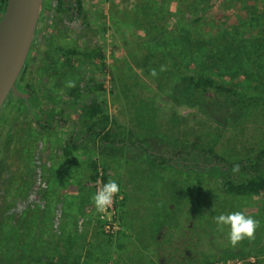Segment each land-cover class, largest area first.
<instances>
[{"label":"rangeland","instance_id":"obj_1","mask_svg":"<svg viewBox=\"0 0 264 264\" xmlns=\"http://www.w3.org/2000/svg\"><path fill=\"white\" fill-rule=\"evenodd\" d=\"M199 1L82 0L89 24L84 39L86 50L98 47L104 57L97 63L86 61L80 72L71 76V85L84 84V96L79 98L84 106L90 98L88 87L101 85L102 90L92 98L109 116L111 122L106 129L113 138L135 146L131 150L103 151L116 154L108 159V170L101 166L106 169L102 168V175L112 176L120 192L112 209L104 213L95 210L92 233L90 228L85 236L75 235L76 214H72L75 222L69 234L60 226L52 237H46L45 229L39 234L43 225L37 224L38 244L32 250L41 261L36 264H47V260L54 264H264V196L230 198L205 191L198 195L197 174L189 166L191 162L179 153L181 145L202 149L213 146L215 153L229 161L242 160L264 148V113L253 112L244 124L222 127L197 109L180 104L176 93L178 78L188 69H210L224 59L229 62V73L243 66L241 58L229 60V55L233 48L241 55L254 52L252 45L264 41V0H215L205 4L204 9ZM257 53L259 58L252 54L254 62L247 63L253 70L260 67L258 78L247 70L248 80L264 85V55ZM161 66L167 70L161 71ZM152 69L157 76L151 75ZM38 74L43 78L46 70L38 69ZM242 79L237 75L232 81ZM47 86L43 87L46 97ZM50 99L59 106L74 104L66 95L56 94ZM64 136L55 132L50 164L60 160ZM142 140L149 151L172 159L167 164L148 159L138 149ZM99 148L85 153L89 155ZM173 149L176 151L172 155ZM198 159L208 164V160ZM22 163L25 165L24 159ZM208 182L205 188H209ZM85 187L92 188L94 195L100 188L92 182ZM121 202L123 209L119 208ZM33 204L37 205L39 221L40 200ZM50 210L48 201L46 216ZM236 211L258 220L260 227L254 240L245 239L233 247L228 239L229 227H219L214 217ZM108 221L113 224V234L105 232ZM16 237L23 239L22 229ZM53 237L54 252L43 250L45 244L39 243ZM4 243L8 261L13 255L10 244L15 243L9 226ZM67 245L72 250L62 251ZM238 253L248 258L240 259ZM228 255L236 257L223 260ZM216 259L219 263L214 262Z\"/></svg>","mask_w":264,"mask_h":264},{"label":"flooded vegetation","instance_id":"obj_2","mask_svg":"<svg viewBox=\"0 0 264 264\" xmlns=\"http://www.w3.org/2000/svg\"><path fill=\"white\" fill-rule=\"evenodd\" d=\"M82 9L83 15L78 16L72 3L64 4L59 11L56 0H43L24 66L0 108V264L7 262V226L15 241L10 244L13 255L7 264H36L32 250L37 239L35 228L45 222L47 213L49 157L55 132L66 135L60 142L61 161L68 158L67 151L79 155L101 145L99 116L87 118L83 101L79 102L84 84L70 86L71 76L84 67L86 54L98 48L86 50L84 39L89 24L83 4ZM95 61L93 58L91 62ZM38 69L46 70L45 77L40 78ZM46 85L47 97L43 90ZM96 86L102 87H88V102L101 91H90ZM73 91L78 93L71 94ZM56 94L66 95L74 104L59 106L50 99ZM39 200L41 213L37 221V205L33 203ZM21 229L22 240L16 237Z\"/></svg>","mask_w":264,"mask_h":264},{"label":"trees","instance_id":"obj_3","mask_svg":"<svg viewBox=\"0 0 264 264\" xmlns=\"http://www.w3.org/2000/svg\"><path fill=\"white\" fill-rule=\"evenodd\" d=\"M214 1L215 0H200V8L204 9L205 4L210 2L213 4ZM6 3L7 0H0V18L5 11ZM66 3H72L78 16L83 15L82 0H56L58 10L61 11V8ZM85 21H87L86 17ZM260 43L262 44L255 43L252 45L254 52H245L242 55L239 54L235 48L231 50L229 60L231 58L237 60L241 58L240 62L243 65L241 68H237L233 73L232 71L229 73L227 70L229 62L225 59L221 63H216V67L211 65L210 69H188L182 73L176 83V93L179 103L189 108L197 109L203 115L208 116L211 121L222 127H234L244 124L253 112L263 114L264 85H257L248 80V71H252L254 77L258 78L257 73L258 68L260 67H256V70H253L252 66H249L247 63L250 61L254 62L251 59V57L254 58L252 54L257 56L255 58H259L257 52L264 55V41H261ZM93 58L96 59L95 63L102 60V50L96 48L86 54L87 61L91 62ZM236 64H238V62ZM262 66H264V64ZM243 67H246V70H242ZM237 75L241 76L243 79L240 81H232ZM99 89L102 90V87L96 86L95 88L90 89V91L96 92ZM77 93L78 91L71 92V94ZM77 98H79V95ZM85 114L89 119L99 116L101 126L100 141L103 149H110L117 144H119V150H124L125 147L135 146V144L114 139L112 137L110 130L106 129L107 124L111 122L109 116L95 99H90L85 105ZM148 147L149 146L145 140H142L138 146V149L143 151L148 159L159 164H167L168 160L172 159L169 157L167 160L165 156L158 155L154 151H149ZM174 151H176V149L172 150V155L175 154ZM179 153L181 156L186 157L184 159L191 162L189 166L193 167V170L197 174L196 191L198 195H201L205 191L218 196L230 198L264 196V148L237 161H229L224 155L215 153L213 146L202 149L197 146L187 147L181 145ZM195 155L197 158H194ZM199 157L208 160V164L204 165L200 159H198ZM236 164H239L240 166L239 172H234L232 170L233 166ZM91 168L93 172V182L99 180L103 185L109 181L106 176L100 175L98 164L96 162L92 163ZM102 168L106 171L104 167ZM206 178L210 179V183L208 180L206 181ZM206 182H208L209 188L204 187ZM123 207L124 202H121L119 208L123 209ZM260 255H262V253H260ZM236 256L240 257V259L248 258L242 253H238ZM236 256L228 255L223 260L234 258ZM256 256L258 255H255V257ZM214 262L219 263V260L216 259ZM48 264L54 263L49 261ZM63 264L80 263L64 262ZM205 264L211 263L210 261H206Z\"/></svg>","mask_w":264,"mask_h":264},{"label":"crops","instance_id":"obj_4","mask_svg":"<svg viewBox=\"0 0 264 264\" xmlns=\"http://www.w3.org/2000/svg\"><path fill=\"white\" fill-rule=\"evenodd\" d=\"M119 148V144H117L116 146L111 147L109 152L119 150ZM127 148L128 150L132 149L130 146L125 147L124 149ZM106 150L107 149H103L102 145H100L99 150L93 151L89 153V155L86 153L74 155L71 151H67V159H64L63 161H54L50 164L48 171L49 179L47 183L50 191L49 203L51 202V210L49 215L45 217V222L42 224L43 226L41 225L42 227L39 228V234L45 229L46 237H52L53 233L59 230L60 226L67 229V231L69 228H73L74 225L72 224L75 222V215L72 214H76L77 224H75L74 227L76 230L75 235L81 237L85 236L87 233L86 230H90V228L91 230L89 231V234L92 233L93 225L96 222V216H94L96 209L92 200L94 192L92 188L85 186L86 183L92 182L93 172L91 167L93 162L98 164V170L100 169L103 171L101 165L103 164L107 169L106 164L108 159L115 157V153L109 154V152H107L105 154L102 152ZM53 154L55 155V153ZM41 172L44 173L45 170L41 169ZM107 178L108 180H114L112 176H107ZM55 243L53 237L51 239L49 238L47 243L39 244L42 246L45 244L43 250L54 252L53 246ZM37 244L38 238L36 240V245ZM71 250L70 246H68L63 248L62 251L67 252ZM48 256L47 258L51 259V257L49 258ZM35 260L36 263L41 261L38 257H36ZM49 261L50 260H47V264Z\"/></svg>","mask_w":264,"mask_h":264},{"label":"water","instance_id":"obj_5","mask_svg":"<svg viewBox=\"0 0 264 264\" xmlns=\"http://www.w3.org/2000/svg\"><path fill=\"white\" fill-rule=\"evenodd\" d=\"M43 0H7L0 18V108L19 76L33 41Z\"/></svg>","mask_w":264,"mask_h":264},{"label":"clouds","instance_id":"obj_6","mask_svg":"<svg viewBox=\"0 0 264 264\" xmlns=\"http://www.w3.org/2000/svg\"><path fill=\"white\" fill-rule=\"evenodd\" d=\"M161 71H166L164 66H161ZM153 77L158 73L155 69L151 70ZM72 86V85H70ZM240 166L236 164L233 166L234 172H239ZM120 192V185L115 180H109L103 184L101 188L97 190L92 197L94 207L97 212L104 213L113 203L114 198ZM216 224L219 227L228 226L230 231L228 233V239L231 246L236 247L243 240H254L255 233L260 227V222L251 216L245 215L241 211L232 212L229 214H220L214 217Z\"/></svg>","mask_w":264,"mask_h":264},{"label":"built area","instance_id":"obj_7","mask_svg":"<svg viewBox=\"0 0 264 264\" xmlns=\"http://www.w3.org/2000/svg\"><path fill=\"white\" fill-rule=\"evenodd\" d=\"M107 83H108V81L106 80L105 81V84H107ZM99 173H100V175H102V171L100 169H99ZM92 183L95 184V185L100 186V188L103 186L102 183L99 180L97 182H93L92 181ZM109 208L112 209V205ZM108 223H109V221H108ZM112 226H113L112 223H109L108 225H105V230H106L105 232H106V234L107 233L113 234V230L111 229Z\"/></svg>","mask_w":264,"mask_h":264}]
</instances>
